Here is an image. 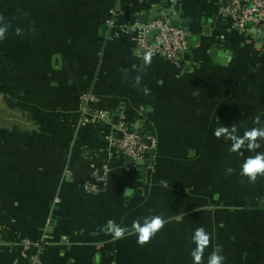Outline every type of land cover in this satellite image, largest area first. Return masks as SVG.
<instances>
[{
  "label": "crops",
  "instance_id": "0c3cea01",
  "mask_svg": "<svg viewBox=\"0 0 264 264\" xmlns=\"http://www.w3.org/2000/svg\"><path fill=\"white\" fill-rule=\"evenodd\" d=\"M231 1L0 0V264L45 236L43 264H196L201 227L199 264H264V175L241 174L264 137L231 138L264 129V39L221 17ZM153 18L187 30L189 60L137 54L121 28ZM122 122L154 146L149 166L111 148ZM151 216L165 223L140 244L132 224Z\"/></svg>",
  "mask_w": 264,
  "mask_h": 264
},
{
  "label": "built area",
  "instance_id": "2783aa9c",
  "mask_svg": "<svg viewBox=\"0 0 264 264\" xmlns=\"http://www.w3.org/2000/svg\"><path fill=\"white\" fill-rule=\"evenodd\" d=\"M220 15L243 34L249 33L251 29L264 30V0H232L229 5L220 8ZM107 24L110 30L115 28L113 20H109ZM121 30L132 38L137 54L145 60L159 57L178 66L190 50L187 30L169 19L153 18L146 24L134 21ZM99 116L105 115L100 113ZM110 146L124 158L134 162L144 160L145 155L154 149L152 144L146 143L141 135L124 122L116 127L110 137ZM49 242L48 236L39 242L24 240L21 247L27 257V264H43L40 255Z\"/></svg>",
  "mask_w": 264,
  "mask_h": 264
},
{
  "label": "clouds",
  "instance_id": "9594fccd",
  "mask_svg": "<svg viewBox=\"0 0 264 264\" xmlns=\"http://www.w3.org/2000/svg\"><path fill=\"white\" fill-rule=\"evenodd\" d=\"M4 32L5 29L0 28V37H3ZM227 133V128H218L214 134L219 137L222 134ZM258 136L264 137V129H253L251 131H247L244 134V138L232 136L231 138L234 140L232 151H237L240 149L241 145L244 143V139L249 140V148L257 147L258 145L253 142L256 141ZM228 171L231 172L232 170L229 169ZM241 174L246 176L250 182H254L258 175H264V153L257 154L246 159V161L241 166ZM164 223L165 221L160 216L145 217L142 224L139 221H134L132 228L138 233L137 242L140 244L147 243L149 239L163 227ZM107 228L117 238L121 237L125 233L124 228L115 224L111 220L108 222ZM192 239L196 243V248L193 250L192 256L196 264H199L203 249L209 243V235L205 232L204 228L201 227L195 230ZM223 262L224 257L219 254L218 250L214 251L208 259V264H223Z\"/></svg>",
  "mask_w": 264,
  "mask_h": 264
},
{
  "label": "water",
  "instance_id": "95a60500",
  "mask_svg": "<svg viewBox=\"0 0 264 264\" xmlns=\"http://www.w3.org/2000/svg\"><path fill=\"white\" fill-rule=\"evenodd\" d=\"M147 22V21H146ZM257 31L258 30H255V32L257 33ZM259 34H260V36H261V38L262 39H264V30H259ZM152 38H153V36H152ZM189 55L188 54H186L185 55V59L186 60H189ZM119 135H121V133L119 134ZM150 158H151V154L150 153H147L146 155H145V159L144 160H141V161H137V162H134V161H132V160H128V164L129 165H131V166H138V167H147V166H149V164H150ZM104 171L102 170V171H100L99 172V174H98V176H99V178L100 179H102L103 178V175H104ZM100 188L102 187V182H100Z\"/></svg>",
  "mask_w": 264,
  "mask_h": 264
}]
</instances>
